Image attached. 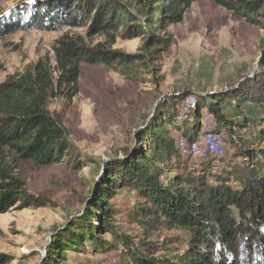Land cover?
Masks as SVG:
<instances>
[{"label": "trees", "instance_id": "16d2710c", "mask_svg": "<svg viewBox=\"0 0 264 264\" xmlns=\"http://www.w3.org/2000/svg\"><path fill=\"white\" fill-rule=\"evenodd\" d=\"M195 1L45 0L29 14L18 8L9 20L4 21L2 16L0 35L34 25L54 29L63 23L77 26L89 21L94 34L120 32L124 38L147 35L146 47L159 49L168 46L170 34L162 38L158 32L181 22ZM213 1L264 29V0ZM25 12L27 20L21 24ZM261 48L263 51L264 40ZM54 50L55 70L45 58L0 83V214L13 208L57 205L51 197L28 190L18 174L21 162H64L72 169L85 166L84 155L69 136L65 116L78 93L82 63L103 64L127 78H138L133 68L140 55L112 50L104 43L88 46L82 38L68 36L62 37ZM256 82L251 85L255 84L258 91L240 81L221 91L194 95V106L185 110L181 124L176 123L180 115L176 107L191 95L189 91L178 93L174 106L166 104L157 110L136 131L135 143L124 156L103 163L85 207L65 226L53 230L48 258L40 264H65L68 252H84L88 247L94 252L120 251L132 264H264V150L243 145L238 152L241 162L234 164L226 176L211 180L214 162L220 157L195 158L198 162L190 164L178 147L180 138L193 142L203 133V110L213 114L217 124L213 129L222 132L230 120L220 104H263L264 78ZM60 95L66 101L64 107L51 111L50 101ZM169 126L184 136L176 139ZM232 136L233 146H238ZM260 136L264 137V128ZM171 172L173 177L169 176ZM118 189L135 191L143 199L128 214L130 221L143 229L144 238L137 243L117 224L118 211L112 200ZM160 225L190 232L185 253L175 258L156 256L158 248L148 238ZM12 260L11 255L0 252V264Z\"/></svg>", "mask_w": 264, "mask_h": 264}, {"label": "rangeland", "instance_id": "374dc122", "mask_svg": "<svg viewBox=\"0 0 264 264\" xmlns=\"http://www.w3.org/2000/svg\"><path fill=\"white\" fill-rule=\"evenodd\" d=\"M41 1L45 0H0V19L3 16L7 21L19 11L28 10L29 14ZM26 20L27 14L21 24ZM158 34L162 38L170 34L167 47H146L147 35L124 38L120 32L94 34L89 21L77 26L63 23L54 29L34 25L0 35V83L45 58L50 59L55 70L54 47L64 36L82 38L88 46L104 43L112 50L140 55L133 68L137 79L127 78L103 64H81L78 93L65 116L69 136L84 155L86 164L72 169L64 162L50 165H39L31 160L21 162L18 174L26 181L28 190L51 197L57 205L13 208L0 214V252L13 257L9 264H40L48 258L47 246L53 230L65 226L73 215L81 213L103 171V163L111 157L124 156L125 150L135 143L139 127L157 110L161 111L163 105L174 106L178 93H191L176 107L180 113L176 123L181 124L185 110L194 106V95L221 91L240 81L248 83L253 91L257 90L255 84L251 85L255 79L259 83L264 78V50L261 48L264 29L245 22L213 0H196L181 22ZM65 102L60 95L50 101L49 108L60 111ZM220 107L230 120L222 127V132L213 129V125L217 127L213 114L205 109L202 115L203 132L213 130L222 134L223 140L225 138V153L214 162L211 180L215 176H226L234 164L241 162L238 152L243 145L264 150V137L260 136L264 128V103L220 104ZM169 130L176 139L184 136L173 126H169ZM232 135L237 138L238 146H233ZM184 158L189 159L190 164L198 162L195 158ZM173 175L174 172L169 173L170 177ZM142 200L137 192L128 189H118L112 200L118 211V226L135 243L144 238L143 229L131 222L128 214ZM107 238L111 239V235ZM190 238L185 228L160 225L148 239L158 248L156 256L175 258L186 252ZM63 262L132 264L120 251L94 252L89 247L84 252H68Z\"/></svg>", "mask_w": 264, "mask_h": 264}, {"label": "bare ground", "instance_id": "6f19581e", "mask_svg": "<svg viewBox=\"0 0 264 264\" xmlns=\"http://www.w3.org/2000/svg\"><path fill=\"white\" fill-rule=\"evenodd\" d=\"M198 135L196 140L189 142L186 138H180L178 147L182 155L191 156L196 159H204L207 157H221L225 153V144L220 134L213 133L211 130H206ZM214 142V146H212ZM195 151L199 152L196 153Z\"/></svg>", "mask_w": 264, "mask_h": 264}, {"label": "built area", "instance_id": "2783aa9c", "mask_svg": "<svg viewBox=\"0 0 264 264\" xmlns=\"http://www.w3.org/2000/svg\"><path fill=\"white\" fill-rule=\"evenodd\" d=\"M211 144H212V146H214V142H212ZM195 152H196V153H199V152H197V151H195Z\"/></svg>", "mask_w": 264, "mask_h": 264}]
</instances>
